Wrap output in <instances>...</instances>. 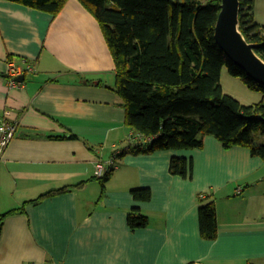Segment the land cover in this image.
Wrapping results in <instances>:
<instances>
[{
	"label": "crops",
	"instance_id": "crops-1",
	"mask_svg": "<svg viewBox=\"0 0 264 264\" xmlns=\"http://www.w3.org/2000/svg\"><path fill=\"white\" fill-rule=\"evenodd\" d=\"M11 60L31 65L19 86ZM115 81L101 25L80 0L57 15L0 0V116L18 122L0 158V264H264V159L212 135L202 148L134 150ZM112 157L102 187L95 172ZM173 157L193 160L192 179L171 173ZM202 200L216 205L213 240L200 233ZM131 213L147 225L132 228Z\"/></svg>",
	"mask_w": 264,
	"mask_h": 264
},
{
	"label": "trees",
	"instance_id": "trees-1",
	"mask_svg": "<svg viewBox=\"0 0 264 264\" xmlns=\"http://www.w3.org/2000/svg\"><path fill=\"white\" fill-rule=\"evenodd\" d=\"M9 1L57 15L68 0ZM80 1L98 19L114 57L116 81L108 87L123 98L126 125L147 140L134 150L143 145L150 151L202 148L205 136L212 135L226 148L244 146L264 159V86L234 64L217 43L221 0ZM240 3V30L258 44L257 52L264 58V26L255 22L254 0ZM23 66L25 73L31 71V65ZM225 66L249 88L260 91L262 99L244 104L225 93L221 85ZM114 165L99 177L102 187ZM193 168L190 158L171 159L174 175L192 179ZM69 189L51 190L39 199ZM132 193L144 201L152 195L150 188ZM199 221L201 236L215 239L218 220L213 200L200 202ZM128 223L132 228L144 227L148 219L131 213Z\"/></svg>",
	"mask_w": 264,
	"mask_h": 264
},
{
	"label": "water",
	"instance_id": "water-1",
	"mask_svg": "<svg viewBox=\"0 0 264 264\" xmlns=\"http://www.w3.org/2000/svg\"><path fill=\"white\" fill-rule=\"evenodd\" d=\"M215 26V39L220 48L255 82L264 86V58L257 52L258 44L247 40L240 30V0H221ZM23 81L25 75L15 77Z\"/></svg>",
	"mask_w": 264,
	"mask_h": 264
},
{
	"label": "built area",
	"instance_id": "built-area-1",
	"mask_svg": "<svg viewBox=\"0 0 264 264\" xmlns=\"http://www.w3.org/2000/svg\"><path fill=\"white\" fill-rule=\"evenodd\" d=\"M30 68V67H29ZM31 69V68H30ZM25 71V67L23 65H18L14 62V60L9 61V79L8 82L10 86H19L21 85V82L17 80L15 77L18 74H22V72ZM9 111H5V113L0 116V158L2 157L8 143L10 140L15 136L17 127H18V122L11 120L8 116ZM131 135V142L132 144H143V142H146V138L142 133H132ZM116 158L112 157L111 159L108 160V167L116 164ZM105 164L99 163L96 169V176L101 177L104 175L106 172L107 168ZM237 194L242 193V187H238L236 190ZM31 264H51V263H35L32 262Z\"/></svg>",
	"mask_w": 264,
	"mask_h": 264
},
{
	"label": "rangeland",
	"instance_id": "rangeland-1",
	"mask_svg": "<svg viewBox=\"0 0 264 264\" xmlns=\"http://www.w3.org/2000/svg\"><path fill=\"white\" fill-rule=\"evenodd\" d=\"M252 13L256 17L257 23L264 26V0H254ZM221 85L225 93L237 98L241 103L255 104L262 99V93L260 91L249 88L239 77L231 75L226 66L222 71ZM239 202L240 200L234 204H238ZM221 205L222 209L228 215L230 212L228 204L222 203Z\"/></svg>",
	"mask_w": 264,
	"mask_h": 264
}]
</instances>
